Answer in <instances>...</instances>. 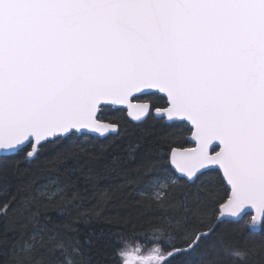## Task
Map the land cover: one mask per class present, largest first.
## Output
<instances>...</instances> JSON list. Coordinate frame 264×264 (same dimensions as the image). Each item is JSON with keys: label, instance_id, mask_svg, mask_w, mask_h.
Masks as SVG:
<instances>
[{"label": "snow or ice", "instance_id": "obj_1", "mask_svg": "<svg viewBox=\"0 0 264 264\" xmlns=\"http://www.w3.org/2000/svg\"><path fill=\"white\" fill-rule=\"evenodd\" d=\"M0 264H264V0H0Z\"/></svg>", "mask_w": 264, "mask_h": 264}, {"label": "trees", "instance_id": "obj_2", "mask_svg": "<svg viewBox=\"0 0 264 264\" xmlns=\"http://www.w3.org/2000/svg\"><path fill=\"white\" fill-rule=\"evenodd\" d=\"M106 119L117 120V121H120V122L128 121L126 119L125 112H123V113L117 112V113H115L113 115H110V116L106 117ZM128 127H129L130 130L134 131V125L131 122H129ZM141 212H144V209L137 208V209L134 210L135 214H139ZM143 219H147V215L141 217V220H143ZM138 226H139V222H138ZM129 231H131V230L129 229ZM127 241L133 242V244H146L147 243V241L144 239L142 234L139 236V238H135L133 236H129V237L126 238V242ZM129 244H132V243H129Z\"/></svg>", "mask_w": 264, "mask_h": 264}, {"label": "water", "instance_id": "obj_3", "mask_svg": "<svg viewBox=\"0 0 264 264\" xmlns=\"http://www.w3.org/2000/svg\"><path fill=\"white\" fill-rule=\"evenodd\" d=\"M125 116H126V119L129 121V122H131V117L125 112Z\"/></svg>", "mask_w": 264, "mask_h": 264}, {"label": "rangeland", "instance_id": "obj_4", "mask_svg": "<svg viewBox=\"0 0 264 264\" xmlns=\"http://www.w3.org/2000/svg\"><path fill=\"white\" fill-rule=\"evenodd\" d=\"M127 243H132L131 245H132V248H133V249H135V246H136V245H139V244H133V242H130V241H127Z\"/></svg>", "mask_w": 264, "mask_h": 264}]
</instances>
